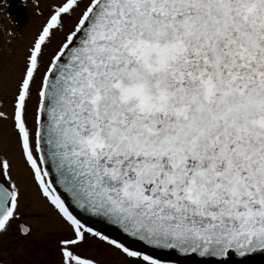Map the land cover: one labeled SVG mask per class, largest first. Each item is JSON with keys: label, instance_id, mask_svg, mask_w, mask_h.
Returning <instances> with one entry per match:
<instances>
[{"label": "snow or ice", "instance_id": "1", "mask_svg": "<svg viewBox=\"0 0 264 264\" xmlns=\"http://www.w3.org/2000/svg\"><path fill=\"white\" fill-rule=\"evenodd\" d=\"M37 9L0 121L65 226L60 264H102L93 245L124 264L264 256V0ZM13 166L0 152V234L15 222L27 239L38 213L21 211Z\"/></svg>", "mask_w": 264, "mask_h": 264}, {"label": "rangeland", "instance_id": "2", "mask_svg": "<svg viewBox=\"0 0 264 264\" xmlns=\"http://www.w3.org/2000/svg\"><path fill=\"white\" fill-rule=\"evenodd\" d=\"M51 2L52 0H40L39 10H43L46 13ZM16 10H18V7ZM37 12V0H26L25 16L22 13L21 16L18 17V20L17 11H13L12 8L9 9L5 4L0 5V76H2V80H0V96H2L4 100L3 107L9 113L11 112L14 79L16 67L20 60V54H22L24 49L30 44L45 19V16L38 15ZM9 33H15V36L12 37ZM9 40L12 41L11 44L8 43ZM55 43L56 41L54 40L53 46ZM35 98L34 94L33 102ZM0 152L6 153L13 159V175L20 181L22 191L25 194L21 211L38 213L42 208L41 206L38 207V205H42L41 202L43 201L40 199L30 172L20 157L11 120L0 121ZM24 204H27L28 207L25 208ZM45 209H48V207L46 206ZM39 214L40 213L31 216V220L36 223L34 224V232L31 237L23 239L20 246L21 253L28 254L31 258L34 257V264L44 263L42 259H44L45 254L50 253V251L53 252L54 256L56 255L57 237L64 232V226L61 223L60 225L62 228H56L55 233H53L55 229H51V232V230L49 231L47 228H44L45 225L40 223L41 217ZM38 221L39 223H37ZM14 226L15 222L6 232L7 234L5 233V237L11 239L9 233L12 232L14 234ZM10 243L11 242H9V244ZM80 250L86 255H94L96 258L108 264H124V258L119 253L112 252V250L108 251L94 245L90 248L82 246ZM18 255L21 259L22 256L20 254Z\"/></svg>", "mask_w": 264, "mask_h": 264}, {"label": "flooded vegetation", "instance_id": "3", "mask_svg": "<svg viewBox=\"0 0 264 264\" xmlns=\"http://www.w3.org/2000/svg\"><path fill=\"white\" fill-rule=\"evenodd\" d=\"M25 2H26V0H7V2L4 4L9 9L12 8L13 11L18 12V15H17V20H18V17L21 16L22 13L25 16ZM17 7H18V10H16ZM34 185H35V183H34ZM35 187H36V185H35ZM37 191H38V189H37ZM38 194H39V191H38ZM39 196H40V194H39ZM40 199L43 201V202H41L42 205H40V204L38 205V207H40V206L42 207L41 210H39V212H38V213H40L39 216L41 217L40 223H43L45 225L44 228H47L49 231L51 229H55L53 231V233H55L56 228H59V229L62 228L60 223L62 225H63V223L59 220L55 211L53 209H51V207L49 205H47V203L43 200V198L41 196H40ZM44 205H46L48 207V209H45L46 206H44ZM28 223H30L33 226V232H34V229H35L34 224H36V223H34L31 220V216L28 218ZM37 223H39V221ZM14 229H15V226H14ZM51 232H52V230H51ZM4 234L5 233L0 234V257H1L0 262H2V264H34V257L31 258L28 254L21 253L20 246H21V242L24 238H19L16 235V229L14 231V234L12 232L9 233L11 236V239H9V237H5L7 233L5 235ZM55 237H57V236H55ZM9 242H11V243L9 244ZM56 248H57V244H56ZM104 249L108 250V251L111 250L108 248H104ZM50 250H52V249H50ZM112 252H114V250H112ZM18 254H20L22 256L21 259L19 258ZM55 254L56 255L54 256L53 252H51V251L48 254L46 253L44 259H42L44 262L42 264H45V263H47V264H60V256H59V252L57 251V249H56ZM99 260L101 261V259H99ZM261 260H264V259H261ZM101 262H102V264H108L105 261H101ZM183 264H198V263L193 262V261H191V262L183 261ZM252 264H257V263H255V260H254Z\"/></svg>", "mask_w": 264, "mask_h": 264}, {"label": "water", "instance_id": "4", "mask_svg": "<svg viewBox=\"0 0 264 264\" xmlns=\"http://www.w3.org/2000/svg\"><path fill=\"white\" fill-rule=\"evenodd\" d=\"M177 256H179V254H177ZM264 256H260V255H256L253 259L252 262L256 259V258H263ZM182 261H196V262H205V263H210L213 264L214 262V258H203V257H198L195 254H192L191 256L187 257L186 260H184L183 257H181Z\"/></svg>", "mask_w": 264, "mask_h": 264}]
</instances>
